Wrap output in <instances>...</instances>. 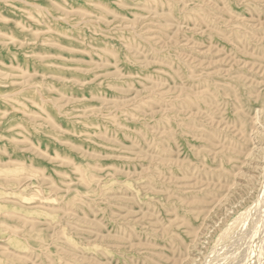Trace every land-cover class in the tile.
Wrapping results in <instances>:
<instances>
[{
    "label": "rangeland",
    "instance_id": "rangeland-1",
    "mask_svg": "<svg viewBox=\"0 0 264 264\" xmlns=\"http://www.w3.org/2000/svg\"><path fill=\"white\" fill-rule=\"evenodd\" d=\"M0 264H264V0H0Z\"/></svg>",
    "mask_w": 264,
    "mask_h": 264
}]
</instances>
